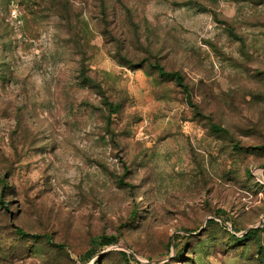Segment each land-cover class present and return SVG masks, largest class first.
Masks as SVG:
<instances>
[{"label": "rangeland", "instance_id": "1", "mask_svg": "<svg viewBox=\"0 0 264 264\" xmlns=\"http://www.w3.org/2000/svg\"><path fill=\"white\" fill-rule=\"evenodd\" d=\"M0 264H264V0H0Z\"/></svg>", "mask_w": 264, "mask_h": 264}, {"label": "trees", "instance_id": "2", "mask_svg": "<svg viewBox=\"0 0 264 264\" xmlns=\"http://www.w3.org/2000/svg\"><path fill=\"white\" fill-rule=\"evenodd\" d=\"M156 67H157V69H158L160 75L165 76V77L173 78V79H175L178 83L183 84V82H184V77H183V75H182L180 72H178V71H174V72L166 71L165 68H164L163 66H161V65H156ZM108 103H109V102H108ZM109 105H110L111 107H114L112 103H109ZM119 108H120V107H116V108H114V109H116V111H118ZM18 231H19L20 234H22V235H24V236L29 235L28 233H25V232L23 231V229H21V228H18ZM247 234H248V236H250V235L252 234V232L249 231ZM114 241H115L114 237H103V239H102L100 242H97V245L103 247V246H106V245H110V244L113 243ZM94 250H96V249H94ZM94 254H95V251H88V252H86V254H85V257H86V258H84V259H85V260H89V259H91V258L94 256Z\"/></svg>", "mask_w": 264, "mask_h": 264}]
</instances>
